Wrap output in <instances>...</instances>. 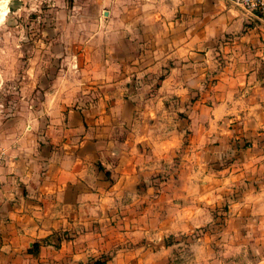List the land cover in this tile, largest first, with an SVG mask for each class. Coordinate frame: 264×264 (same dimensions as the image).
Listing matches in <instances>:
<instances>
[{
	"label": "crops",
	"instance_id": "0c3cea01",
	"mask_svg": "<svg viewBox=\"0 0 264 264\" xmlns=\"http://www.w3.org/2000/svg\"><path fill=\"white\" fill-rule=\"evenodd\" d=\"M83 4L70 23L102 29L87 73L105 94L56 100L47 131L0 129V264H264V20L225 0Z\"/></svg>",
	"mask_w": 264,
	"mask_h": 264
},
{
	"label": "rangeland",
	"instance_id": "374dc122",
	"mask_svg": "<svg viewBox=\"0 0 264 264\" xmlns=\"http://www.w3.org/2000/svg\"><path fill=\"white\" fill-rule=\"evenodd\" d=\"M83 3L0 0V129L11 127L9 124V129H16L38 119V130L47 131L46 125L61 117L56 100L84 109L104 97L105 88L91 85L87 73L91 65L97 67L101 62L95 51L104 44H87L98 40L102 29L70 23L91 17L95 8ZM100 40L104 43L105 37ZM89 47L94 50L90 52ZM160 78L151 79V85ZM130 83L136 90L135 79Z\"/></svg>",
	"mask_w": 264,
	"mask_h": 264
},
{
	"label": "built area",
	"instance_id": "2783aa9c",
	"mask_svg": "<svg viewBox=\"0 0 264 264\" xmlns=\"http://www.w3.org/2000/svg\"><path fill=\"white\" fill-rule=\"evenodd\" d=\"M238 8L248 20H264V0H225ZM7 160L6 151L0 147V168Z\"/></svg>",
	"mask_w": 264,
	"mask_h": 264
},
{
	"label": "trees",
	"instance_id": "16d2710c",
	"mask_svg": "<svg viewBox=\"0 0 264 264\" xmlns=\"http://www.w3.org/2000/svg\"><path fill=\"white\" fill-rule=\"evenodd\" d=\"M160 80H162V77L160 78ZM95 264H100V263H95Z\"/></svg>",
	"mask_w": 264,
	"mask_h": 264
},
{
	"label": "bare ground",
	"instance_id": "6f19581e",
	"mask_svg": "<svg viewBox=\"0 0 264 264\" xmlns=\"http://www.w3.org/2000/svg\"><path fill=\"white\" fill-rule=\"evenodd\" d=\"M5 13H3V15H4Z\"/></svg>",
	"mask_w": 264,
	"mask_h": 264
},
{
	"label": "water",
	"instance_id": "95a60500",
	"mask_svg": "<svg viewBox=\"0 0 264 264\" xmlns=\"http://www.w3.org/2000/svg\"><path fill=\"white\" fill-rule=\"evenodd\" d=\"M106 13H104V15H105Z\"/></svg>",
	"mask_w": 264,
	"mask_h": 264
}]
</instances>
